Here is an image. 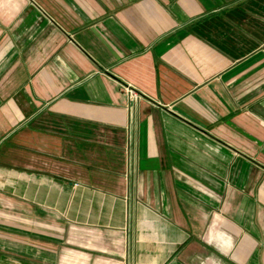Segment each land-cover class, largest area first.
<instances>
[{"label": "crops", "instance_id": "1", "mask_svg": "<svg viewBox=\"0 0 264 264\" xmlns=\"http://www.w3.org/2000/svg\"><path fill=\"white\" fill-rule=\"evenodd\" d=\"M0 264H264V0H0Z\"/></svg>", "mask_w": 264, "mask_h": 264}, {"label": "built area", "instance_id": "2", "mask_svg": "<svg viewBox=\"0 0 264 264\" xmlns=\"http://www.w3.org/2000/svg\"><path fill=\"white\" fill-rule=\"evenodd\" d=\"M124 90H125L126 93L128 94L129 99H130V102H135V101L138 99L139 94L137 93V91H135V90L132 89L131 87L125 85V86H124Z\"/></svg>", "mask_w": 264, "mask_h": 264}]
</instances>
